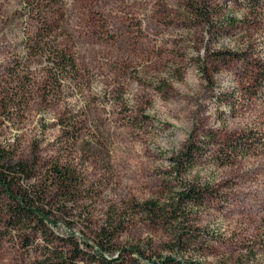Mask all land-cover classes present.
<instances>
[{
  "label": "rangeland",
  "instance_id": "obj_1",
  "mask_svg": "<svg viewBox=\"0 0 264 264\" xmlns=\"http://www.w3.org/2000/svg\"><path fill=\"white\" fill-rule=\"evenodd\" d=\"M26 1L0 0V145L80 175L45 208L53 234L92 256L105 228L117 264H264V0H52L77 65L59 74L26 53ZM188 187L196 204L140 206ZM20 238H0V264L40 258L43 236Z\"/></svg>",
  "mask_w": 264,
  "mask_h": 264
},
{
  "label": "trees",
  "instance_id": "obj_2",
  "mask_svg": "<svg viewBox=\"0 0 264 264\" xmlns=\"http://www.w3.org/2000/svg\"><path fill=\"white\" fill-rule=\"evenodd\" d=\"M27 6L32 5L31 12H36L35 35L26 39L27 54L36 51L49 59L50 72L56 69L58 74L62 71H77L75 58L73 57L67 42L60 39L57 31L60 27L63 14L54 9L55 1L35 0L26 1ZM231 58L246 62V53L231 52ZM222 55V54H221ZM248 64V63H247ZM253 70L258 69L257 75H252L253 82L249 88L264 82V62L260 61L251 65ZM55 73V72H54ZM56 75V74H55ZM254 88V89H253ZM256 94V91H250ZM195 150L193 144L189 145L188 152ZM46 167V168H45ZM80 175L68 165H60L57 161L49 160L41 162L38 156L26 159L17 157L9 148L0 145V238L6 234L16 232L24 240L25 246H29L37 234H41L45 240L39 256L30 264H80L78 261L91 258V264H117L118 257H109L113 251L112 236L105 228L98 234L95 240L96 255L89 256L84 253L71 236L66 239L52 232L53 222L46 211L57 202L56 191L63 190V198L71 199L72 193L80 184ZM166 204L156 200H147L140 204L143 210L150 216L154 214L169 213L184 202L196 204L200 198V191L194 187H188L179 191ZM117 231V230H116ZM184 231V230H183ZM182 231V232H183ZM190 232V231H184ZM179 233L181 241L185 233ZM183 245V242L181 243ZM154 264H199L197 261H176L166 258Z\"/></svg>",
  "mask_w": 264,
  "mask_h": 264
}]
</instances>
